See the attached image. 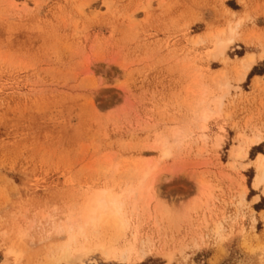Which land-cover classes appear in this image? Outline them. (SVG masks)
Segmentation results:
<instances>
[{
	"label": "rangeland",
	"instance_id": "rangeland-1",
	"mask_svg": "<svg viewBox=\"0 0 264 264\" xmlns=\"http://www.w3.org/2000/svg\"><path fill=\"white\" fill-rule=\"evenodd\" d=\"M241 18L224 65L212 57V35ZM249 52L264 53V0H0V264H264V203H254L264 60L238 83ZM204 106L216 112L202 130L195 122ZM254 133L262 143L231 159L238 134ZM136 163H157L145 182L155 190L153 216L141 202L126 209L136 258L80 257V246L114 237L105 229L70 242L88 193L124 196L140 178ZM199 179L210 183L202 195ZM160 203L173 216L157 212Z\"/></svg>",
	"mask_w": 264,
	"mask_h": 264
},
{
	"label": "bare ground",
	"instance_id": "bare-ground-1",
	"mask_svg": "<svg viewBox=\"0 0 264 264\" xmlns=\"http://www.w3.org/2000/svg\"><path fill=\"white\" fill-rule=\"evenodd\" d=\"M82 7V6H81ZM81 9H83V8H81ZM229 14V13H228ZM248 17V16H247ZM238 19V18H237ZM241 20H242V18L240 19V20H237L234 24H233V21H232V24H229V26H228V28L227 29H225V30H223V29H221V31L220 30H218L219 32L217 33V34H213L212 36L214 37H216V39H217V41H216V53L214 52L213 54H212V57L213 58H217L218 56H221L223 59H222V61L224 62L223 64L224 65H226V63L229 61V57L227 56V53H226V51L228 50V48L230 47V46H232L234 43H235V41H236V37L239 35V27H240V25H241ZM227 27V26H226ZM211 33H214V32H210V34ZM253 32H250V34H252ZM209 34V35H210ZM253 35V34H252ZM255 35V34H254ZM253 35V36H254ZM211 36V37H212ZM247 36H250V35H247ZM208 37H210V36H208ZM249 38V37H248ZM198 39H200L199 37H198ZM197 39V40H198ZM212 39V38H211ZM196 42V41H195ZM215 42V41H214ZM194 44V43H193ZM214 49V48H213ZM214 55H215V57H214ZM215 58V59H216ZM257 60H264V53L263 52H261L259 55H257L256 53H254V52H249V53H247L246 55H244V56H242V57H240L239 58V66L237 67V66H235V67H237V69H236V71L238 72V78H237V81H238V83H242V82H245V80H246V78H247V76L249 75L248 73L252 70V68L254 67V65L256 64V62H257ZM231 61V60H230ZM234 61V60H233ZM232 62V61H231ZM236 62H237V60H236ZM229 63V62H228ZM238 64V63H237ZM229 66V65H228ZM233 66V65H232ZM230 67H231V65H230ZM234 66H233V69L235 68ZM231 69V68H230ZM226 71V70H225ZM224 73H226V72H224ZM224 73H222V75L224 74ZM220 77V76H219ZM219 77H217V79L219 78ZM237 77V76H236ZM198 80V79H197ZM215 80V79H214ZM219 80V79H218ZM260 84H261V79H260V77H255V84L254 85H257V86H260ZM263 84V83H262ZM222 86V88L224 87V88H229L230 86H232V85H230L229 83H227L226 82V84L224 83V84H219L218 83V85H216V86ZM219 86V87H220ZM209 88V87H208ZM202 91H203V89H202ZM199 92V94H203V92ZM197 95V94H196ZM225 95V94H224ZM217 98V97H216ZM223 96H221V97H218L217 98V100H214V98L212 99V100H214V102L211 100V102H213V103H215L216 101V104L215 105H217L216 106V108L214 109V110H216V111H219V106H221L222 105V103H223ZM202 100L204 101V99L202 98ZM202 100H201V102H202ZM200 102V103H201ZM199 103V104H200ZM195 104V103H194ZM192 105V104H191ZM219 105V106H218ZM200 106V105H199ZM198 106V107H199ZM201 107V106H200ZM213 107V106H212ZM217 107H218V109H217ZM222 107V106H221ZM198 110V109H197ZM197 110H196V113H197ZM216 111H213L212 109H211V107H209V106H204V107H202V111H201V113L199 114V116H198V118H197V120H196V122H195V124L197 123V121L199 122V124H200V128L203 130V129H205L206 127V122H207V120L210 118V117H212V114L213 113H215ZM195 113V114H196ZM219 113V112H218ZM198 114V113H197ZM194 115V114H193ZM227 116V115H226ZM194 119V118H193ZM193 119H191V121L193 120ZM194 121H195V119H194ZM194 124V125H195ZM196 126V125H195ZM259 129V128H258ZM177 130H180V129H177ZM205 131V130H204ZM257 131V130H256ZM180 132V131H179ZM178 131L176 132V133H179ZM257 133H259V132H257ZM177 136H180L179 134H176ZM238 135H240L239 137H241V141H240V145L238 144V146L231 152V156H233V157H231V159H233V158H235L236 160H238V159H244V158H246L247 157V155H248V153H249V151L253 148V147H255V146H258V145H260L261 143H262V140H261V138H260V136H259V134H256V133H254V134H252V135H250V136H246L245 134L243 135V134H238ZM264 137V136H263ZM207 139H208V135L207 134H202L201 136H199V138H197L195 141H194V144H195V146H196V148H197V150L198 151H201V150H204L203 148V146L201 145V144H205L206 143V141H207ZM168 140V139H167ZM164 142V141H163ZM220 142V141H219ZM218 142V143H219ZM160 145V144H159ZM170 145V144H169ZM160 146H163L164 148H162L163 149V152H162V158H167V157H169L172 153L170 152V149L169 148H166V145H165V143L163 144H161ZM159 146V147H160ZM158 147V148H159ZM170 147V146H169ZM161 158V159H162ZM234 159V160H235ZM233 161V160H232ZM253 162V161H252ZM254 162L256 163V172H257V174H256V176H255V178H254V186H255V188H257V189H260L261 191H262V196H264V153H259L258 155H257V158L254 160ZM137 165V167H135L134 166V169H135V171L134 170H130V168L132 169V167H128L127 168V166H124L123 168H126V170L130 173V172H132V171H134V173L136 172L137 173V171H140V178L139 179H135V177H134V179L136 180H132V181H130V184L127 186V189H126V193H125V195L123 196H121L120 194L119 195H116V194H113L112 192H110L109 190H107V189H100V191H96V190H94L95 192H93V193H88L89 195H90V197L89 198H87V201H86V199H85V197H84V199H83V201L85 200L86 201V204H85V206L83 207V205H81L82 207H83V209L82 210H80L81 211V213L80 214H78L79 216H78V218H74V221L70 224V226H69V228H68V230L70 229L71 231H73V233L71 232V235H70V242H73V243H77L78 242V237H80V238H84V240L86 241V243H87V241L89 242H91V240H90V237L91 236H96V235H100V234H102V232H103V230H104V232H105V229L107 230V229H112L113 230V233H114V237H113V239H112V243H110V245H104V244H102V245H98L96 248H93V247H95V246H93L92 248L90 247V246H80V247H82V251H80L79 252V256L80 257H83V256H85V255H88V254H90V253H92L93 251H95V250H99L100 252L99 253H101L107 260H117V261H128V260H131L133 257H135V255L137 254V249H136V243L134 244L132 241H127V240H125V235H126V233H127V231H129L128 229L130 228V220H129V218L127 217V215H126V209L129 207V206H132L133 207V209L134 208H137V205H138V203H142L143 204V206H142V204H140L141 206H142V208L144 209L145 208V211H148V213L150 214L149 215V218H150V216L152 215V212L151 211H154L153 210V208H152V210H151V202L153 201V199L156 197H154V195H153V192H152V190H154V189H152V184H153V182H152V184L150 183V184H147L146 185V180H147V178H151L152 176H149L150 174H151V171H153L155 168H156V166H157V163H156V165L155 166H153V167H155L154 169H153V167H149L148 165H147V167L145 166V168L143 167V165H140L139 163H136ZM231 164H233V166H235L234 164V162L233 163H231ZM111 165V164H110ZM117 165V164H116ZM113 166L114 167V170H118V168L116 169V167L117 166ZM119 165V164H118ZM129 165V164H128ZM139 165V166H138ZM154 165V164H153ZM122 166V165H121ZM143 168H142V167ZM151 166V165H150ZM138 167H140L139 169H137ZM112 169L113 170V168L110 166V167H108V169ZM108 169H106V170H108ZM111 169H110V172H111ZM153 169V170H152ZM122 170V169H121ZM121 170H119V171H121ZM118 172V171H117ZM122 172V171H121ZM123 172H124V170H123ZM122 172V173H123ZM154 172V171H153ZM115 173H116V171H115ZM134 173H132V174H134ZM135 173V174H136ZM134 174V175H135ZM138 174H139V172H138ZM153 174V173H152ZM132 177V176H131ZM131 179V178H130ZM159 180V179H158ZM148 181H151V179L150 180H148ZM147 181V182H148ZM203 180L201 179V181H200V179H199V181L197 182V191L199 192V195L201 194H203L204 193V191L206 190L207 191V188L209 187V185H210V183H209V185H206V184H208V183H205L206 181H203ZM115 183V182H114ZM154 183H155V181H154ZM113 186H115V184L113 185ZM125 186H126V183H125ZM208 186V187H207ZM212 189V191H213V187H211ZM109 189V188H108ZM210 190V189H209ZM209 190H208V193H209ZM155 191V190H154ZM205 191V192H206ZM122 192V191H121ZM124 192V191H123ZM122 192V193H123ZM116 193H117V191H116ZM246 192L244 191V193H243V200L242 201H240V202H243L244 200H245V196H246ZM87 195V194H86ZM209 196V195H208ZM86 197H88V196H86ZM202 197V196H201ZM204 197V196H203ZM240 197H241V195H240ZM209 199H211L210 198V196L208 197ZM197 200H198V198H197ZM212 200V199H211ZM240 200V199H239ZM256 201L257 200H259V198H256L255 199ZM205 202H206V199L204 200ZM158 202V201H157ZM195 202V201H194ZM207 202H208V199H207ZM206 202V203H207ZM245 202V201H244ZM205 203V204H206ZM195 204V203H194ZM193 204V205H194ZM197 204L199 205H202V202L199 200L198 202H197ZM197 204H195V205H197ZM156 205H158V206H156V209H157V207H158V211L157 212H160L161 211V209L164 207V206H162L161 205V203H160V205L159 204H156ZM200 205H199V208H200ZM204 205V204H203ZM207 205V204H206ZM206 205H204L205 206V208L206 207H208V206H206ZM80 206V205H79ZM153 206V205H152ZM155 206V205H154ZM160 206V207H159ZM161 206H162V208H161ZM131 207V208H132ZM194 207V206H193ZM196 208V206L194 207V209ZM204 208V209H205ZM77 209V208H76ZM76 209H75V211H76ZM142 209V210H143ZM165 208H163V210L161 211V212H163V211H165L166 213H163L162 215H165V216H168V215H171V216H173V214H169L167 211H166V209L164 210ZM197 209V208H196ZM206 209H208V208H206ZM141 210V211H142ZM198 210V209H197ZM74 211V210H73ZM79 210L78 211H76V212H80ZM134 211H135V209H134ZM137 212V211H136ZM139 212V211H138ZM160 212V213H161ZM168 213V214H167ZM137 214V213H136ZM181 214V213H180ZM188 214V213H187ZM263 214V213H262ZM72 215H73V213H72ZM130 215H132V212L130 211ZM139 215V214H138ZM184 215H186V214H184ZM71 216V215H70ZM153 216V215H152ZM151 216V217H152ZM160 216V215H159ZM171 216H169V218L167 217V219L171 222V220L172 221H174V218L173 217H171ZM178 215L176 214V217H177ZM180 216V215H179ZM154 217H155V214H154ZM172 219H171V218ZM185 217V216H184ZM183 217V218H184ZM187 217V216H186ZM68 218H69V216H68ZM136 218V217H135ZM166 219V220H167ZM178 219H180V218H178ZM181 220V219H180ZM161 221H162V218H161ZM176 221V220H175ZM157 223V222H156ZM155 223V224H156ZM175 222H173V225H176V223L174 224ZM64 224H66V223H64ZM158 224V223H157ZM220 224V223H219ZM215 225V224H214ZM158 226V225H157ZM60 227V226H59ZM65 228V227H64ZM59 229V228H58ZM66 229V228H65ZM70 230H69V232H70ZM214 230H217L218 232H220V231H222L221 230V226H218L217 227V229L215 228ZM60 231V230H59ZM61 231H62V229H61ZM217 231H215V232H217ZM109 232V231H108ZM110 232H111V230H110ZM133 233V232H132ZM153 234V233H152ZM67 236V235H66ZM131 236V235H130ZM134 236V235H133ZM148 236V235H147ZM68 237V236H67ZM104 237H105V235H104ZM111 237V236H110ZM94 239H95V237H94ZM97 239V238H96ZM138 239V238H137ZM98 240V239H97ZM119 240H122L123 241V243H121L120 245H115V243L116 242H118ZM132 240V239H131ZM150 240V239H149ZM93 241V240H92ZM104 241V240H103ZM146 241V240H145ZM153 241V240H152ZM83 242V241H82ZM136 242V241H135ZM94 243V242H93ZM99 243H100V241H99ZM108 243V242H107ZM64 244V243H63ZM78 244H79V242H78ZM85 244V243H84ZM91 244V243H90ZM89 244V245H90ZM97 244V243H96ZM94 245V244H93ZM146 245V244H145ZM145 245H144V247H145ZM61 246V245H60ZM59 246V247H60ZM65 246V245H64ZM67 247H66V252L68 253L69 252V250H70V246L71 245H66ZM77 247H79V246H77ZM140 247V246H139ZM153 247V246H152ZM176 247V246H175ZM72 248V247H71ZM173 249V248H172ZM179 249V248H178ZM183 249V248H182ZM72 250V249H71ZM79 250V249H78ZM153 250V249H152ZM74 251V250H73ZM77 251V250H76ZM145 251V250H144ZM177 251V250H176ZM153 252V251H152ZM182 252V251H181ZM181 252H180V254H181ZM74 253H75V251H74ZM143 254V253H142ZM141 254V255H142ZM146 254V253H145ZM67 255V254H66ZM65 255V256H66ZM69 255V254H68ZM101 255V256H102ZM137 256V255H136ZM68 257V256H67ZM79 257V258H80ZM142 257H143V255H142ZM78 258V259H79ZM136 258V257H135ZM84 259H85V257H84ZM139 261H141L142 259L141 258H137ZM145 259V258H144ZM83 260V259H82ZM167 260V259H166Z\"/></svg>",
	"mask_w": 264,
	"mask_h": 264
},
{
	"label": "crops",
	"instance_id": "crops-1",
	"mask_svg": "<svg viewBox=\"0 0 264 264\" xmlns=\"http://www.w3.org/2000/svg\"><path fill=\"white\" fill-rule=\"evenodd\" d=\"M256 196H255L254 199L259 198V200H257V201L255 200L254 203L257 204V205L263 204L264 203V196H262V191H261V195H256ZM262 211L264 212V207H261V208L258 209V212H262Z\"/></svg>",
	"mask_w": 264,
	"mask_h": 264
}]
</instances>
